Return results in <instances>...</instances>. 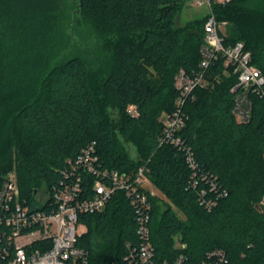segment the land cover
Instances as JSON below:
<instances>
[{
  "label": "trees",
  "instance_id": "16d2710c",
  "mask_svg": "<svg viewBox=\"0 0 264 264\" xmlns=\"http://www.w3.org/2000/svg\"><path fill=\"white\" fill-rule=\"evenodd\" d=\"M81 1L83 17L111 53L109 67L91 66L68 45L60 48L62 0H0V186L15 171L22 197L35 203L38 192L52 193L94 143L110 169L134 174L146 166L159 192L150 197V240L160 264L181 255L184 264H208L215 250L225 251L224 264H264V209L257 207L264 195V98L251 95V119L238 122L232 113L237 76L219 58L185 105L181 142L160 144L163 117L176 105L178 71L198 70L204 57L207 16L198 27L175 28L176 15L191 0ZM212 7L218 21L230 24L222 32L226 42H245L264 73V0ZM110 105L120 110L119 129ZM118 133L135 140L139 159L119 144ZM81 220L87 231L78 245L93 261L131 264L127 243H139L138 220L124 191Z\"/></svg>",
  "mask_w": 264,
  "mask_h": 264
},
{
  "label": "built area",
  "instance_id": "2783aa9c",
  "mask_svg": "<svg viewBox=\"0 0 264 264\" xmlns=\"http://www.w3.org/2000/svg\"><path fill=\"white\" fill-rule=\"evenodd\" d=\"M235 0H194L193 5L207 4L209 13L204 24L205 43L201 47L203 59L198 70L188 72L180 68L175 86L178 90L175 109L163 117V134L160 144L181 142L180 130L185 126V105L198 86L206 85V74L213 62L222 58L229 73L237 76L232 86L236 93L232 113L238 122H248L253 111L251 95L264 98V73L253 62L252 53L245 42H226L222 35L220 22L213 12V3H230ZM129 111L136 113L134 105ZM189 166L197 172L198 164L192 149L185 148ZM146 166L130 174L106 167L94 143L86 146L73 163L70 172L52 193L45 192L43 198L35 203L22 197L15 171H9L0 186V264H107L91 259L89 252L79 246V240L87 231L81 220L82 214L102 211L117 190L125 192L137 213V235L139 243H127L126 259L131 264H160L153 254L154 246L150 240V221L152 211V189L146 173ZM200 178H207L206 174ZM198 179L195 180V184ZM212 189L216 187L211 181ZM39 193V192H38ZM204 189H202V194ZM224 194V193H222ZM215 205L208 201L207 206ZM264 209V195L260 202ZM83 227V228H82ZM177 246L186 244L177 240ZM208 264H224L225 251L215 250ZM184 264L181 255L175 263Z\"/></svg>",
  "mask_w": 264,
  "mask_h": 264
},
{
  "label": "rangeland",
  "instance_id": "374dc122",
  "mask_svg": "<svg viewBox=\"0 0 264 264\" xmlns=\"http://www.w3.org/2000/svg\"><path fill=\"white\" fill-rule=\"evenodd\" d=\"M81 2V0H62V13L57 31L60 48L68 45L70 46V51L83 55L91 66L98 67L102 65L104 67H109L112 63L111 53L109 50L107 51L103 41L97 36L93 25L83 17ZM193 4L194 0L183 3V8L181 7L175 17V28H183L190 23H197L196 26L198 27V21H201V19L208 15L209 7L207 4L200 6ZM219 22L221 32L227 33L230 24L227 21ZM63 54L64 52L60 51L59 56ZM107 109L109 118L116 125L117 129H119L121 125L120 110L116 105H110ZM138 136L139 134L137 131L133 137L137 138ZM118 142L132 158L139 159L140 155L134 139H126L118 133ZM149 186H151V184H149ZM153 189L155 190L154 187ZM155 192L159 194L157 190H155ZM44 193V189H41L38 193V197L43 198L45 195ZM176 211L181 213L178 209H176Z\"/></svg>",
  "mask_w": 264,
  "mask_h": 264
},
{
  "label": "water",
  "instance_id": "95a60500",
  "mask_svg": "<svg viewBox=\"0 0 264 264\" xmlns=\"http://www.w3.org/2000/svg\"><path fill=\"white\" fill-rule=\"evenodd\" d=\"M257 207H258L259 209H261V205H260V204H257Z\"/></svg>",
  "mask_w": 264,
  "mask_h": 264
}]
</instances>
